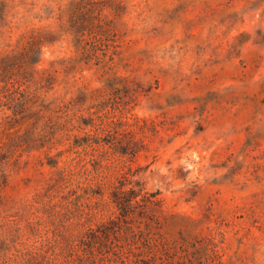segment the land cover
Returning a JSON list of instances; mask_svg holds the SVG:
<instances>
[{"label":"rangeland","instance_id":"1","mask_svg":"<svg viewBox=\"0 0 264 264\" xmlns=\"http://www.w3.org/2000/svg\"><path fill=\"white\" fill-rule=\"evenodd\" d=\"M6 56L0 264H82L70 250L115 215L127 163L164 200L171 245L264 264V0H0ZM101 104L145 139L136 157L81 144Z\"/></svg>","mask_w":264,"mask_h":264},{"label":"trees","instance_id":"2","mask_svg":"<svg viewBox=\"0 0 264 264\" xmlns=\"http://www.w3.org/2000/svg\"><path fill=\"white\" fill-rule=\"evenodd\" d=\"M43 45L44 41H36L24 47L21 54L27 58L25 69L33 67V71L35 70L41 61ZM0 69V78L4 81L5 75L9 76L12 72L8 56L2 58ZM19 107L23 109L25 104L15 105L16 115ZM101 110L102 104L90 115V120L85 122L86 125L94 127V133L87 134L81 144H107L123 156L136 157L145 146V139L136 138L126 121H105L107 114L102 115ZM142 168L144 167H134L131 163L124 165L111 191L115 215L96 228L88 230L71 248V257L82 264H90V260L97 255L107 258L110 264H204L201 257H193L190 247L176 248L160 233L164 218V200L156 193H143L142 190L129 186L131 178ZM217 254V250L212 248L204 261L207 264H216Z\"/></svg>","mask_w":264,"mask_h":264}]
</instances>
